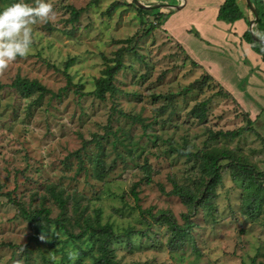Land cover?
Here are the masks:
<instances>
[{"label":"rangeland","instance_id":"1","mask_svg":"<svg viewBox=\"0 0 264 264\" xmlns=\"http://www.w3.org/2000/svg\"><path fill=\"white\" fill-rule=\"evenodd\" d=\"M250 1L264 10V0ZM50 2L55 21L33 25L29 54L0 70V264L92 263L89 233L73 239L52 226L39 235L41 248L32 240L21 207H47L59 218L54 194L68 216L99 214L112 224L121 236L110 242L115 264H263L264 99L251 114L163 27L147 34L156 20L133 0ZM120 49L118 94L100 100L76 92L92 91ZM19 77L54 93L68 88L24 97L12 85ZM210 150L221 152L220 177L205 203L212 177L201 155ZM176 185L195 199L173 194ZM171 217L191 225L180 245L171 244Z\"/></svg>","mask_w":264,"mask_h":264},{"label":"crops","instance_id":"2","mask_svg":"<svg viewBox=\"0 0 264 264\" xmlns=\"http://www.w3.org/2000/svg\"><path fill=\"white\" fill-rule=\"evenodd\" d=\"M140 1L167 13L162 27L169 36L200 66L209 69L225 90L252 110L251 114L258 113L256 104L264 99V59L244 39L255 18L248 0H237L245 18L234 23L218 18L226 0H181L177 6L161 0ZM236 61L239 64L235 65Z\"/></svg>","mask_w":264,"mask_h":264},{"label":"trees","instance_id":"3","mask_svg":"<svg viewBox=\"0 0 264 264\" xmlns=\"http://www.w3.org/2000/svg\"><path fill=\"white\" fill-rule=\"evenodd\" d=\"M9 4L13 2V0H6ZM253 3L260 4L262 0H252ZM140 13L143 15L146 14L154 17L156 22H151V30L147 31L146 33L149 34L155 28H162V25L167 20V13L159 12L157 15L152 14L150 10L152 8H142L138 7L135 3H131ZM252 6V5H251ZM0 9H3L1 2H0ZM256 9V8H255ZM253 8V12H255ZM261 10V14H260ZM256 13L258 14L259 18L256 24L261 29H257L259 35H255V29L251 24V29H248L244 34V39L249 42L252 48L262 56L264 59V10L263 8L257 10ZM73 20L78 19L80 11L77 9H73ZM218 18L220 20L227 21L229 23H234L235 21L245 18V15L241 9L237 0H226L224 4L221 6ZM250 22V21H249ZM163 29V28H162ZM164 30V29H163ZM116 57L113 60H109L110 63L106 65V67L102 70V74L100 77L96 78L95 80V88L92 91L84 92L83 86L81 85L80 88H76V92L81 94H91L94 97L100 100H106L109 96H115L120 92V89L115 84V77L116 73L121 71L125 67V63L123 62V50L120 49L116 52ZM69 84L73 85L70 82V75H68ZM13 86H16L18 90L24 97H30L34 93L38 92L41 96L45 94H51L52 96L61 95L63 90L67 89L68 87H64L60 92L54 93L51 89H48L45 85L37 80H29L25 78H17L12 83ZM69 85V86H70ZM4 85L0 82V89L3 88ZM239 131H229L226 132L225 135L230 136H237ZM221 152H217L216 150H210L204 152L201 157L203 161V169L206 172L211 174L212 180L209 184H207V188L205 190L203 201L206 203L208 200V194L210 192V187L213 183L217 182L220 177L219 173V161H220ZM173 194L180 196L181 198L185 199L186 202L191 203L192 200L195 199L194 194L191 190L176 185L173 189ZM54 197L57 199L59 203V207L61 208L62 215L59 218L52 219L50 218L51 209L47 207H43L41 209L35 210L33 212L28 211L27 209L21 207V211L26 219L29 220L31 225H33V236L32 240L34 239L41 248L39 235L41 232H46L52 226H57L62 228L69 237L73 239H79L84 234L86 235L89 233L90 239L96 243V253L92 254V263L87 264H115L114 255L110 246V242L114 238H119V236L113 229L112 224H101L100 222V215H97L95 221L91 217L83 218L80 217L78 214L77 216H68L66 213L65 201L62 198L61 194H54ZM169 220L170 228L173 232V239L171 241L172 245H180L184 238L189 235V231L191 225L187 222L186 225H178L177 221ZM76 226L82 227V231L78 234H73L72 228ZM133 231L129 230L125 232L126 235H130ZM25 255L29 253L28 247L24 250ZM28 259V257L26 258ZM264 264V263H263Z\"/></svg>","mask_w":264,"mask_h":264},{"label":"clouds","instance_id":"4","mask_svg":"<svg viewBox=\"0 0 264 264\" xmlns=\"http://www.w3.org/2000/svg\"><path fill=\"white\" fill-rule=\"evenodd\" d=\"M56 12L50 0H13L0 9V70L17 57L29 54L32 45V26L38 21L54 22Z\"/></svg>","mask_w":264,"mask_h":264},{"label":"water","instance_id":"5","mask_svg":"<svg viewBox=\"0 0 264 264\" xmlns=\"http://www.w3.org/2000/svg\"><path fill=\"white\" fill-rule=\"evenodd\" d=\"M133 2L138 6V7H142V8H153V6H148V5H146V4H144V3H142L140 0H133ZM248 2H249V4H251V1L250 0H248ZM251 8H253V6L251 7ZM254 11V10H253ZM258 14L257 13H255V22H257L258 21Z\"/></svg>","mask_w":264,"mask_h":264},{"label":"bare ground","instance_id":"6","mask_svg":"<svg viewBox=\"0 0 264 264\" xmlns=\"http://www.w3.org/2000/svg\"><path fill=\"white\" fill-rule=\"evenodd\" d=\"M255 13H256V11H255Z\"/></svg>","mask_w":264,"mask_h":264}]
</instances>
